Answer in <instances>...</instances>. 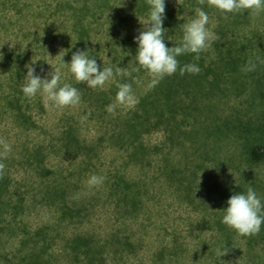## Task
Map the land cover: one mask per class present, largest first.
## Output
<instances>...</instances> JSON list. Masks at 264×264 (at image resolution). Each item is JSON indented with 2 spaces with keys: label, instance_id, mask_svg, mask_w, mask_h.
<instances>
[{
  "label": "rangeland",
  "instance_id": "374dc122",
  "mask_svg": "<svg viewBox=\"0 0 264 264\" xmlns=\"http://www.w3.org/2000/svg\"><path fill=\"white\" fill-rule=\"evenodd\" d=\"M135 3L0 0V139L11 149L0 155V264L263 263L264 224L244 237L221 216L228 198L249 185L264 201V160H250L251 151L264 149V13L235 14L227 30L216 33L220 14L207 0H167L176 25L171 33L165 26L166 46L179 43L181 25L197 7L208 13L216 39L198 61L192 54L177 57L201 71L181 75L171 96L177 110L170 116L167 98H161L150 107L149 127L138 134L121 125L138 103L109 113L115 94L94 101L120 76L103 90L88 91L65 66L62 83L85 90L75 107L55 108L39 94L27 99L21 91L26 66L36 60L37 72H48L59 66L60 55L70 62L76 49L101 67L113 51L134 54L133 38L147 14H132ZM79 7L88 10L74 13ZM217 40L235 50H218ZM249 58L257 67L245 72ZM134 78L138 100L155 90L143 69ZM216 124L221 135L213 133ZM93 174L104 183L90 187ZM119 176L129 188V205L110 192ZM222 245L229 248L220 256Z\"/></svg>",
  "mask_w": 264,
  "mask_h": 264
},
{
  "label": "clouds",
  "instance_id": "9594fccd",
  "mask_svg": "<svg viewBox=\"0 0 264 264\" xmlns=\"http://www.w3.org/2000/svg\"><path fill=\"white\" fill-rule=\"evenodd\" d=\"M200 2L204 3V0ZM207 2L209 7L225 17L228 14L235 15L243 12L249 15L264 13V0H207ZM147 4V14L140 22L143 28L133 38L137 45L135 58L138 67L132 68L131 71L119 66L115 67V70L111 66L101 67L88 52L76 49L72 53L70 62H64L65 54L60 55L59 66L55 68L51 66L52 70L48 72H45L43 67H40L37 72L35 62L40 60L27 65V73L21 86L24 97L33 99L39 94L46 103H50L55 108L79 105L80 91L69 83H62L64 77L62 69L65 66L76 82H86L87 87L100 90H103L107 83L114 81L116 76L131 77L133 72H139L141 69L151 78L149 88L158 84L166 76H172L177 72L180 75L198 74L201 68L197 63H186L181 66L177 57L192 54L193 60L198 61L200 54L211 47L216 36L209 28L208 13L202 7L195 8L192 18L181 25L182 35L179 43L176 46L167 47L165 40L168 39L165 38L163 27L166 18V0H147ZM256 67V62L249 58L243 71L252 72L256 70ZM116 87L114 102L106 106L109 113H114L119 106L132 108L139 102L131 83L117 82ZM0 148H2L0 155H6L11 150L10 145L2 139H0ZM3 168L4 165L0 163V170ZM104 180L105 177L93 174L89 176L86 183L90 187H98L104 183ZM226 204L227 207L222 209V224L239 236H254L260 232L264 224V201L251 185L245 191L231 195ZM227 251L225 245L218 249L220 256L225 255Z\"/></svg>",
  "mask_w": 264,
  "mask_h": 264
},
{
  "label": "trees",
  "instance_id": "16d2710c",
  "mask_svg": "<svg viewBox=\"0 0 264 264\" xmlns=\"http://www.w3.org/2000/svg\"><path fill=\"white\" fill-rule=\"evenodd\" d=\"M135 1H136L135 8L132 9V12H131L132 14L133 13H135V14L142 13V12H145L146 10H148V4L146 3V0H135ZM167 8H168V3H167V0H166V7H165V15H166V18L164 20L163 27L165 28V26H166L167 29H168V32L167 33H171L172 29L176 25L175 24L176 21L173 18H171L172 12H169L167 10ZM87 10H88L87 7L85 9L83 7L82 8L79 7V8H76L75 9L74 13L77 11L78 14H85V12ZM166 11H167V13H166ZM219 14H220L218 16V18H219V25L217 27V28H219V30L216 29V33H223L224 31L227 30L228 24L231 21V17L233 16V14H228L226 17H224L220 12H219ZM247 14H248L247 12L239 13V15L241 17H247ZM224 19H225V21H224ZM73 22H74L73 24L76 25V26L81 23L80 19H76ZM47 27L50 28L49 26H47ZM215 43H216V44H214L215 47L221 46L219 44L220 43V40H217ZM224 46L225 45H222L221 47H219L218 50H221L222 47H224ZM167 47H169V46H167ZM224 49L226 51H228V50H235V49H233L231 47L230 44H228L227 47H224ZM121 53L116 54L113 51V53H112V59L108 63L107 67L108 66H111L115 70V67L119 66V67H122V68H126L129 71H131V69L134 68V67H138V65L136 63V58H135V53L136 52L134 54L129 55V56L128 55H125V54H121ZM110 56H111V54H110ZM130 60H131V65L128 63ZM118 61H121L122 62V65L117 64ZM230 62L233 63V64H235V61L234 60H231L230 59ZM180 65H182V64L180 63ZM136 74H137V72H133L131 77H122V76H120L119 80L122 83H125V82L126 83H130V81L133 80V77ZM181 83H182V81H181V75L179 74V72L173 74L172 76H166L163 80H161L158 84L155 85V90L152 91V93L149 92V94H146V95H144V96H142V97L139 98V102L137 104V108L135 109V111H133L132 114H130L128 117H126L122 121L121 125L124 126V128L123 127L122 128L124 130L130 132V133H137L138 134V131L139 132H142L147 127H149V125H150L149 118L151 116V113L154 111V109H152V108L153 107L156 108L157 107V104H158V101H160L161 98H163V97L164 98L165 97L167 98V102H165V103L167 104V109H168V111L170 113L169 115L171 116L177 110V108H178V105H176V101L172 100L171 96H172V93L179 87V85ZM113 86L114 87L111 86L112 89L110 88L109 89V92L108 91H105V92H101L99 94H96L95 93L97 96L94 98V101L95 102H99V103H103V102H105V100L103 99V96H107L106 94H109L111 96V93L112 94H116L115 91H114V90H117V87H115L116 84H114ZM77 89L80 91V94H84L85 90H83V88H79L78 87ZM88 91H91V88ZM82 97L84 98V96H82ZM87 99H90V98H86V100ZM150 107H152V108H150ZM138 109L140 110L139 113L137 112ZM163 111H164V109H161V112L162 113H163ZM157 115L158 114L156 113V116ZM159 119L161 120V118H158L157 119V122H159ZM223 132H224V130L221 128V125L220 124H216L214 126V131H213L214 134L221 135L220 133H223ZM250 156H251V159L250 160L253 161L254 163L260 162L261 160H264V149H262V150L260 148L254 149L253 151H251ZM118 181H119V183H115L114 184V188H112L113 191H110V192L113 193V192H116L117 191V193H116L117 200L119 202H121V203L123 202V203H127L129 205V201H130V199L128 198V196L130 197V195H129V192H130L129 191V188H126V186H125V189H123V183H125V181L123 180L122 176L121 177L120 176L118 177ZM132 201H136V200L135 199H132ZM170 247L173 248L174 250H176L174 244L172 246L170 245ZM225 247L227 249L229 248L226 245H225ZM259 255L264 258V248L260 251ZM156 256H160V252H158L156 254ZM263 258H262L263 263H261V264H264V259Z\"/></svg>",
  "mask_w": 264,
  "mask_h": 264
}]
</instances>
